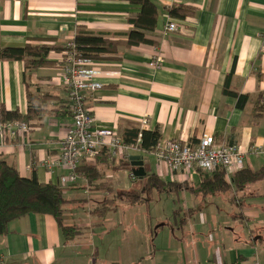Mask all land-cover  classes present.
I'll use <instances>...</instances> for the list:
<instances>
[{
    "label": "crops",
    "instance_id": "0c3cea01",
    "mask_svg": "<svg viewBox=\"0 0 264 264\" xmlns=\"http://www.w3.org/2000/svg\"><path fill=\"white\" fill-rule=\"evenodd\" d=\"M152 1L158 18L145 35L155 46L91 60L90 67L102 72L101 87L85 95L94 127L120 134L141 128L145 120L142 129H158L160 141L197 144L212 138L246 153L242 170H264V156L248 152L264 143V0ZM172 6L195 13L170 18ZM139 11L120 0H0V47H63L79 28L122 41L133 29L128 20ZM169 22L178 30L166 32ZM60 54L50 52V64L34 70L21 61L0 60V106L25 115L27 92L45 102L27 135L6 137L0 161L22 178L35 175L53 185L65 171L49 169L46 162L59 154L73 122ZM131 156L141 157L144 177H134L131 165L125 168ZM99 167L104 187L78 178L64 194L70 202L63 222L82 234L65 241L52 217L26 215L0 237V264H264V176L238 187L235 175L222 172L228 190L203 195L198 187L205 171L195 166L189 173L172 171L153 154L118 152ZM149 174L164 182L162 192L144 193ZM129 191L146 201L129 204L120 197ZM105 200L112 201V210L101 216L96 210Z\"/></svg>",
    "mask_w": 264,
    "mask_h": 264
},
{
    "label": "trees",
    "instance_id": "16d2710c",
    "mask_svg": "<svg viewBox=\"0 0 264 264\" xmlns=\"http://www.w3.org/2000/svg\"><path fill=\"white\" fill-rule=\"evenodd\" d=\"M129 2L138 6L140 11L134 18H130L129 24L133 29L125 34L126 39L122 41H113L105 39L102 35H94L85 29L79 28L71 41L76 54L88 60H110L117 58L123 49H130L142 44L155 46L153 42L146 38V32H153L156 27L158 10L152 0H120ZM168 17L175 19H184L193 16L195 10L185 6H172L167 10ZM63 47H52L47 44L31 45L26 44L23 47H0V60L2 61H21L26 70H34L49 65L48 55L50 52H62ZM227 85V84H226ZM228 94L227 86L223 89ZM247 97L240 96L239 100L244 101ZM29 104L25 115L18 111L7 112L0 106V122L19 121L27 124L40 117L42 109L45 106L44 98L27 92ZM124 145L135 146L137 152L143 154H152L158 145L161 136L158 129L146 131L142 128L126 129L118 133ZM139 141V142H138ZM111 153L107 149H102L95 156L94 163H81L77 169L78 178L86 179L89 183H97L96 187H104L106 183L100 181L102 172L99 166L109 165V156ZM102 158V159H101ZM125 168L132 169L129 163ZM202 181L198 191L203 195H212L215 193L226 192L229 188L222 172L205 173L202 172ZM264 176V170L251 172L241 170L233 178L236 186L243 183L257 181ZM145 191L162 192L165 184L154 174L146 177ZM174 185V184H172ZM171 187V186H170ZM69 188L50 183H40L35 175L30 178H22L16 168L5 161H0V237L5 236L8 231V225L21 217L29 214L46 215L52 217L60 229L61 235L65 241L74 239L82 234L83 229L75 226H67L63 222L65 208L69 204L64 194ZM180 188V187H179ZM174 190V188H172ZM120 197L125 198L129 204L145 202L147 197L143 198L141 193L136 191L122 192ZM112 201L105 200L101 208L96 213L103 216L105 212L112 210Z\"/></svg>",
    "mask_w": 264,
    "mask_h": 264
},
{
    "label": "built area",
    "instance_id": "2783aa9c",
    "mask_svg": "<svg viewBox=\"0 0 264 264\" xmlns=\"http://www.w3.org/2000/svg\"><path fill=\"white\" fill-rule=\"evenodd\" d=\"M178 30L176 22L166 25V32ZM61 52L60 73L63 84L68 89L72 126L62 139L59 154L46 162L49 169L61 168L65 174L60 178L62 187L77 183V169L81 163L91 164L102 149H107L112 156L118 152L137 151L135 146L124 145L116 131L94 127L93 118L85 106V95L101 87L97 78L102 72L90 67L91 60L76 54L71 41ZM155 65V61L152 62ZM147 121H142L141 128ZM30 127L22 122H0V145L6 137L15 139L27 135ZM139 142V141H138ZM255 156H264V143L252 145L248 150ZM156 161L165 164L172 171H189L195 166L212 173L221 171L233 176L244 167L246 153L237 145L218 144L212 138H203L197 144L176 140H161L152 153Z\"/></svg>",
    "mask_w": 264,
    "mask_h": 264
},
{
    "label": "water",
    "instance_id": "95a60500",
    "mask_svg": "<svg viewBox=\"0 0 264 264\" xmlns=\"http://www.w3.org/2000/svg\"><path fill=\"white\" fill-rule=\"evenodd\" d=\"M130 165L133 167L132 175L136 178H142L146 175L143 169V161L140 156L129 157Z\"/></svg>",
    "mask_w": 264,
    "mask_h": 264
}]
</instances>
